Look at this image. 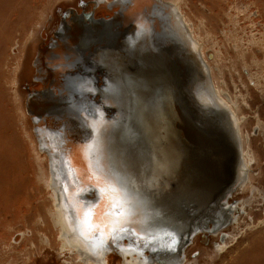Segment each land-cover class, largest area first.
Returning <instances> with one entry per match:
<instances>
[{"label":"rangeland","instance_id":"1","mask_svg":"<svg viewBox=\"0 0 264 264\" xmlns=\"http://www.w3.org/2000/svg\"><path fill=\"white\" fill-rule=\"evenodd\" d=\"M93 1L98 0H0V122L13 152L20 156L13 164L23 170L24 184L16 197L18 205L7 206L0 200V264H89L59 244L44 181L48 161L44 155L38 158L33 149L35 129L27 103L43 89L36 78L37 49L45 44L47 57L55 52L57 48L47 46L61 20L68 22L72 12L110 18L119 10L118 5L108 6L112 0H100L94 6ZM165 1L199 45L214 91L233 104L240 131L238 146L244 149L246 163L243 181L225 203L232 207L235 220L219 231L194 235L180 264H264L258 252L264 244V0ZM59 79L62 82V76ZM27 197H31L29 205L21 207ZM34 207L42 213V223ZM30 212L34 213L29 216ZM107 256L108 264H124L119 253Z\"/></svg>","mask_w":264,"mask_h":264},{"label":"bare ground","instance_id":"2","mask_svg":"<svg viewBox=\"0 0 264 264\" xmlns=\"http://www.w3.org/2000/svg\"><path fill=\"white\" fill-rule=\"evenodd\" d=\"M101 1L104 2L105 0ZM118 1L115 2V5H120L121 7L125 5L126 0ZM152 1L131 0L128 13L124 12L123 15L130 19L131 15L137 14L143 8L146 10L151 8ZM156 5L158 8L151 9V12L154 14L153 23L156 27L154 30L157 32L155 40H157L159 45L156 46V49L145 47L144 57L152 61L151 71L158 69L162 72L161 74L158 71L161 77L167 73L174 74L177 68V76L179 80L182 79L183 81L181 91L185 94L184 100L187 101V107L193 117L204 122V125L195 126L200 131L192 128H190L192 131H189L180 125L182 132L177 134L171 122L166 121L164 116L166 111L170 109L169 117L173 122V117L179 120L180 111L176 114L175 108L164 104V100L159 99L161 90L153 86L154 83L151 82L150 74L145 75L147 78L144 77L137 80L132 74L123 73L120 82L125 83L126 86L128 85L129 93L136 104V108L133 111L135 113L139 111L142 117L139 119L134 113L133 118H136V121L120 135L122 143L118 141L114 143L111 140L114 136L109 133L106 134V138L102 130H108L109 127L99 122L96 127V137L91 145H86V148H90L95 153L93 158L98 161L99 168L112 176V172L116 171L115 168H120V166L116 167L118 165L115 161L116 156L120 153L122 154L123 147H126V149L129 147L130 142L126 141L129 139V135L134 138L140 133L138 145L149 140L147 152L152 149L151 153L156 156L160 165V168L159 166L148 169L144 167L145 172L159 174L169 169V167H175L180 164L178 162H180V158L184 154V150H186L187 153L189 152L188 157L191 159L190 163L195 175H199L202 178L197 182L198 184L199 182H205L210 187H216L220 185V182L227 183L230 178L233 183L239 184L243 181L246 163H244V149L242 150L241 145L238 146L240 144V139L238 138L240 131L233 104L226 97L218 95L214 91L212 82L207 76L208 68H206L203 58L200 59L199 57V45L194 38L189 37L179 17L175 15L176 12L171 3L159 0ZM126 7L125 5L124 8ZM48 21L46 19V22ZM46 28L43 32H40L41 37L45 36ZM20 31L22 35L24 30L20 29ZM106 33L99 32L98 34H102L101 38L104 40L113 36L111 31ZM54 39H56L54 42L60 43L59 35L56 37L52 36L50 41ZM46 52L45 44L40 45L37 49V59L34 62L36 66H39V73L36 74V78L40 79L43 86L41 92L44 94L39 92L37 98L34 101L29 100L27 105L32 113L35 129L31 138L33 149L36 151L38 158L44 155L46 161H48V169L45 168L47 172L44 174V181L51 195L52 205L49 213L54 225L58 228L57 234L62 249L73 252L75 258L78 257L84 263L108 264V256L105 250L97 249L96 252H93L88 241H86L87 239L85 240V236L82 235V233H85L88 236H92L93 233L84 228L83 230L80 229L81 232L73 224V220L77 221L82 207L74 208L77 203L73 199L72 194H75L72 188H69L67 194L63 191V184L68 179L60 153L63 140L68 138L67 146L69 147L71 164L78 168V172L86 175L82 160L84 158L83 147L75 145L71 137V135L75 137L74 134L76 135V132L77 134L84 132V121L82 118L84 112L82 110H85L88 103L85 93L81 92V90L77 91L76 86H73V84L75 85L79 82L78 75H80L85 63V57L82 54L80 56H72L71 60L68 61L69 68L65 70L63 67L64 60L52 59V61H49V56H46L48 54ZM55 52L59 53L60 51L57 48ZM168 60L175 62V69H172V62ZM45 66L50 68L43 69L46 68ZM157 75L160 76L159 74ZM59 76H62V82ZM57 77L58 80L54 82L55 84L50 83L52 79ZM1 116L0 110V121ZM212 124H214L213 127ZM1 126L0 182L4 185H0V200L7 206L9 204L18 205L17 199L24 187L23 178L21 179L23 170L13 164V162L20 156L13 152L12 142H8V139H6L7 129L3 131V123L1 124L0 122ZM88 131L90 132L89 129ZM200 132L205 133V135ZM178 135L183 139V152L176 145ZM36 145L39 146L38 150L40 151L38 152ZM147 152L139 153L148 156ZM239 154H241V157ZM96 174L98 173L96 172ZM156 181L160 180L156 179ZM2 187H5V189H2ZM92 194V191H87L82 198L89 197ZM30 201L31 197H27L25 201L20 202L24 204L21 207H27L26 205H29ZM36 207H34L33 211H36ZM232 211L233 209L230 205H225L219 210L218 220H225L226 224L235 220ZM32 213L34 212H30L29 216ZM38 214L42 223L44 217L41 215L42 213ZM77 222L78 225H86L84 220H78ZM41 227L39 228L41 229ZM120 238L121 234L113 241V244L119 248L118 251L124 264H176L179 260L178 256L170 255L166 257V254L162 257V260H144L141 258L139 251L135 253V250L130 246L122 244V240H119ZM23 239H26V237H23ZM28 239H31V236ZM258 252H260L259 255L261 257L259 260L264 261V244H260ZM249 254L251 255V253L246 255Z\"/></svg>","mask_w":264,"mask_h":264},{"label":"water","instance_id":"3","mask_svg":"<svg viewBox=\"0 0 264 264\" xmlns=\"http://www.w3.org/2000/svg\"><path fill=\"white\" fill-rule=\"evenodd\" d=\"M117 1L112 0L108 6L115 5ZM158 1L153 0L151 8L148 10L143 8L137 14L131 15L130 19L123 14L124 12L128 13L131 0L125 1L126 8H124L125 5L123 7L118 5L119 10L110 18L93 19L91 13L83 15L72 12L68 22H65L64 19L61 20L54 35L55 37L59 35L60 43L57 44L54 39L47 47L58 48L61 56L57 52H51L49 61L52 59L64 60L65 70L69 68L68 61L72 56L82 54L85 57V63L78 75L79 82L73 84L77 91L81 90L85 93L88 103L85 110H82L84 112L82 114L84 132L80 134L76 132L75 137L72 135L71 137L75 145L83 147L84 158L82 160L86 175L78 172V168L71 164L67 146L68 138L61 142L62 149L60 151L62 164L65 165L64 168L68 176L63 184V191L67 194L69 188H72L75 194L72 196L77 203L74 208L82 207L77 221H86V225L81 226L73 220L74 226L79 231L84 228L93 233L92 236L95 239H85L93 252L98 249L105 250L106 255L109 252L120 254L119 248L113 244V241L121 234L119 240H122V244L130 246L135 250V253L139 251L144 260H162L166 254V257L178 256L179 260L176 263L178 264L181 263L184 248L194 235L200 231L216 232L226 225L225 220H218L219 210L226 205L227 196L238 183H233L230 178L227 183L220 182V185L216 187H210L205 182L198 184L197 182L202 178L195 175V171L191 167V159L188 157L189 152L187 153L186 150L183 152V139L179 135L176 145L184 153L178 162L180 164L169 167L159 174L145 172L144 167L148 169L159 166L160 168L159 162L156 156L151 153L152 149L147 152L149 140L138 145L140 133L134 138L129 135V139L126 140L128 143L130 142L129 147L127 149L123 147L122 154L116 156L115 161L118 163L116 167L120 166V168H115L116 171L112 172V176L118 183L128 187L132 197V224L126 225V227H135L143 234V238H138L129 231L117 232L115 238H111L108 236L110 227L108 222L112 217L106 215L111 202V194L108 191L101 192L99 190L105 185L101 184L102 182L96 174L97 169H100L98 161L93 158L95 153L90 148H86V145H91L96 137V127L99 122L109 127L108 130H102L106 138V134L109 133L114 136L111 139L114 143L117 141L122 143L120 135L136 121V118H133L136 104L129 93L128 85L120 82L123 73L132 74L137 80L150 74L153 86L161 90L159 99L164 100V104L175 108L176 114L180 111L179 120L173 117V122L169 117L170 109L164 116L166 121L171 122L177 134L182 132L180 125L189 131H192L190 128L200 131L195 126L204 125V122L193 117L187 107V101L184 100L185 94L181 91L183 81L179 80L177 76V68L174 74L167 73L161 77L160 73L162 74V72L158 69L151 71L152 61L144 57L145 47L156 49V46L159 45L155 40L157 32L154 30L156 28L153 23L154 14L151 12V9L157 7ZM96 2L93 1L91 4L94 6ZM87 20L88 24L85 22ZM107 31L112 32L113 36L109 38L111 41L107 38L104 40L101 38L102 34H98L99 32L107 34ZM60 48L61 50H59ZM171 62L172 69H175V62ZM56 80L57 78L52 79L50 83L55 84ZM41 93L40 95L44 94ZM135 115L139 119L142 117L139 111H136ZM213 126L214 124H212ZM200 133L205 135L203 132ZM139 152H147L148 156L141 155ZM156 179L160 181L157 182ZM87 191H92L93 194L82 198ZM87 212L91 213L93 226H104L105 243L103 245L98 243L100 240L99 228L93 227L89 230L87 227L88 218L85 215ZM210 223L211 228L208 226ZM167 232L175 233L176 242L172 245L173 251H165L167 246L172 244V237L167 236L165 234ZM153 248L161 251L153 252Z\"/></svg>","mask_w":264,"mask_h":264},{"label":"snow or ice","instance_id":"4","mask_svg":"<svg viewBox=\"0 0 264 264\" xmlns=\"http://www.w3.org/2000/svg\"><path fill=\"white\" fill-rule=\"evenodd\" d=\"M98 179L105 185V187H101L99 190L101 192L108 191L111 193L110 196V204L108 206V211L106 215L112 217V219L108 222L110 227L108 229V236L111 238H115L117 232L129 231L132 235L137 236L138 238H143V234L140 233L135 227H126V225L132 224V212H131V194L126 185L118 183L113 176L104 171L103 169H97ZM87 220L88 229H92L93 227L99 228V236L100 240L98 243L103 245L105 243V232L103 225L93 226L91 224V213H85ZM167 236L172 237V244L167 246L165 251H173L172 245L175 244V233L167 232L165 233ZM85 236V239H95L94 236H88L85 233H82ZM153 252L161 251L160 249L153 248Z\"/></svg>","mask_w":264,"mask_h":264},{"label":"flooded vegetation","instance_id":"5","mask_svg":"<svg viewBox=\"0 0 264 264\" xmlns=\"http://www.w3.org/2000/svg\"><path fill=\"white\" fill-rule=\"evenodd\" d=\"M39 81H40V79H39Z\"/></svg>","mask_w":264,"mask_h":264}]
</instances>
